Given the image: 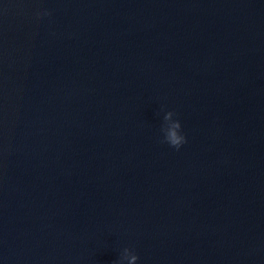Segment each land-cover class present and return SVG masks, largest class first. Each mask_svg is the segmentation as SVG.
Returning <instances> with one entry per match:
<instances>
[{
	"label": "water",
	"instance_id": "obj_1",
	"mask_svg": "<svg viewBox=\"0 0 264 264\" xmlns=\"http://www.w3.org/2000/svg\"><path fill=\"white\" fill-rule=\"evenodd\" d=\"M125 248L264 264V0H0V264Z\"/></svg>",
	"mask_w": 264,
	"mask_h": 264
},
{
	"label": "clouds",
	"instance_id": "obj_2",
	"mask_svg": "<svg viewBox=\"0 0 264 264\" xmlns=\"http://www.w3.org/2000/svg\"><path fill=\"white\" fill-rule=\"evenodd\" d=\"M176 113L168 111L164 116V124L161 128L163 134L162 143L179 150L187 143L186 137L182 134V125L178 119H174ZM139 256L131 249L125 248L117 264H137Z\"/></svg>",
	"mask_w": 264,
	"mask_h": 264
}]
</instances>
